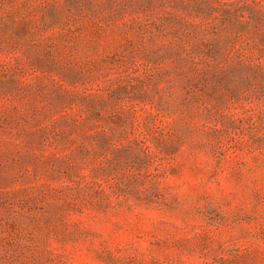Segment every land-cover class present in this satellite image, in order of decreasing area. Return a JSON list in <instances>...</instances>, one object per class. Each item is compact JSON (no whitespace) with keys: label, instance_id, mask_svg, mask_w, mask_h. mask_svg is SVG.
<instances>
[{"label":"rangeland","instance_id":"1","mask_svg":"<svg viewBox=\"0 0 264 264\" xmlns=\"http://www.w3.org/2000/svg\"><path fill=\"white\" fill-rule=\"evenodd\" d=\"M0 264H264V0H0Z\"/></svg>","mask_w":264,"mask_h":264}]
</instances>
